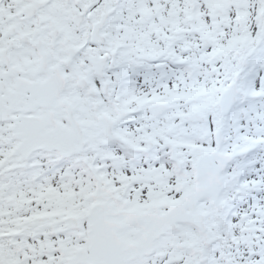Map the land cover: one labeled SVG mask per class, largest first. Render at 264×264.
Masks as SVG:
<instances>
[{
    "label": "snow or ice",
    "instance_id": "1",
    "mask_svg": "<svg viewBox=\"0 0 264 264\" xmlns=\"http://www.w3.org/2000/svg\"><path fill=\"white\" fill-rule=\"evenodd\" d=\"M0 264H264V0H0Z\"/></svg>",
    "mask_w": 264,
    "mask_h": 264
}]
</instances>
